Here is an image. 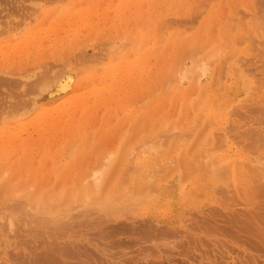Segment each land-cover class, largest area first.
Returning a JSON list of instances; mask_svg holds the SVG:
<instances>
[{
  "label": "rangeland",
  "instance_id": "rangeland-1",
  "mask_svg": "<svg viewBox=\"0 0 264 264\" xmlns=\"http://www.w3.org/2000/svg\"><path fill=\"white\" fill-rule=\"evenodd\" d=\"M17 1L20 2V0H17ZM27 1H29L28 3L32 2L31 4H35L36 2L35 6H39L40 4L39 7H41V5H43L44 3L46 5L43 8L41 7L42 9L39 10L42 12V15L40 16L39 14H41V12H39L37 15V18L39 16L40 17L36 20L34 19V23H32V24H36L39 26H44L48 24L49 20H46L45 17H48V15L50 14L52 10L55 9V13L58 14L72 7L70 6L71 4L70 5L68 4L67 7L70 6L68 8H63V9L58 8V4H59V7L62 5L65 7V4L63 3L67 4V0H60L62 1V4L60 1L58 2V0H37V1L36 0H33V1L23 0L21 1L22 3L21 2L20 3L22 5H23V2L26 3V5H28L26 7L29 8V6H32V5L27 4ZM73 1H74V4H76V8L86 7L88 9L90 8V6H92L91 8L92 11L87 10L83 14V19H79L78 20L79 24L77 23L75 25L76 27L72 29V31L74 30L81 31L80 37L82 40L80 38H77L79 41L76 39L78 43L75 42L77 43V45L79 44L78 45L79 47L80 46L84 47L85 44L90 45L91 43H93V46H95L96 42H99L102 39L105 41V39H107L110 36V33L118 32L119 36L122 37V35H120L121 34L120 31L124 32L125 28H127L126 30H128L126 31V34L124 33L125 37L129 35L130 33L131 35H134L138 31L141 32L143 29H150L151 27L154 28V25L156 26L158 31L161 28H162V31L164 30L162 35H168V32L165 33V31L168 29L166 25L168 24L167 21H169V19L171 20V18H174L175 22H177L175 23L173 19L174 25H172V27L175 30L179 31V34L181 35L180 38L182 40H180L181 42L180 41L176 42L177 40L174 39V43H172V45L170 46L165 44L166 40L164 39L160 40L161 39L160 38L159 40L155 41V42H158V41L160 42L159 44H157V46L154 45V47L156 48V51L153 53V55L150 54V56L146 57L145 62H144L145 64L143 67V69L145 67L146 69H144L143 71H139L138 68H135V67L131 68L130 76H133L134 79H132V81L131 80L127 81V83H125L126 85L124 86H119L116 92L113 91L114 95H112L111 100L105 99V100H99L97 102L96 98L98 97L95 96V93L91 91V89H93L95 86L94 84L95 83L98 84L99 81H89L85 83L84 86L82 87L83 94H79V96L81 95L83 96L84 93H85L84 97L85 96L88 97L89 95L88 98H90L89 100L90 105L88 106L87 109H84L82 107V104L80 102H77L79 98L77 99V97L75 98L73 96L75 92L71 91L73 88L71 84L74 82V75L73 76L69 75V78L71 79V81L69 80L70 86L64 90L63 95L60 96L59 99L52 102L51 105L47 106V108L51 109L52 107L60 104L65 108L67 107L68 111L66 112L65 116H62V119H60L61 121L57 125L50 124V125H47V127H43L44 129L47 128L46 130L47 133L45 135L48 137V140H47L48 142H46L44 149L40 147L39 150L37 149L36 152L34 151L35 152L33 153L34 156L31 154L30 156L31 161H34L35 164L33 165V162L31 163V161L29 160H28L29 162L26 163L27 168L24 166L25 164H21V165L17 164V169H16L17 176H16L15 181H11V183H6L5 180H2L0 182V186L3 184L2 186L4 188L2 187V189H0V192L5 191V190L10 191L13 193V194L11 193L12 194L11 196H13L14 194H16V191H15L16 185L20 183L21 185H25L26 188L28 189L26 191V189L24 188V191L22 192L21 196L23 194L30 195L31 193L35 192V193H38L36 195H38L39 197H48L55 192L57 193V191L59 190H60L59 191L60 194H65V195L68 191H69L68 193H71L73 190H75L74 191L75 194L76 192L81 193L80 191H82L84 187L82 186L83 185L82 182H80L81 179L83 180L81 175L84 176V173H86V171L93 164L95 165L96 162L100 160L101 158L100 156H102V154L108 152V150L114 149L113 151L116 152L120 148H129L130 145L131 146L134 145V148H137L138 144L136 143H139V142H135V141L137 140L141 141V139L139 138L140 135L142 137H144L143 135H147V131H150L151 130L150 128L154 127L152 126V124L154 123H156L158 125L157 127L161 130L160 133H163V132H168L167 129L170 127V124L175 125L176 123L177 124L183 123L185 119L188 120L187 117L189 118L193 114V110H192L193 103L192 102L191 104L188 102L185 103L184 99L181 98V96L178 93H177L178 95L177 94L175 95V93L172 92L171 86L172 84L177 82L176 72H178L180 68L182 69V67H185L186 65H188V63H190L189 56L194 55L193 54L194 52L192 53L193 51L192 49H189L190 51L189 50L187 51V49L185 50V48H188L189 45H193L191 47H194V46H198V43H199L200 45H202V47L205 46L204 53L206 55H210V53H212L214 50H218L217 53L221 50L222 51L224 50L223 53L221 51L222 55L218 54V57H219L218 59L221 58L220 60L223 61L222 65L223 64L238 65L239 67L237 68V71H241L239 73L240 76L247 78L248 81L246 82L247 83L249 82L251 85L253 82H255V78H258L260 80L264 79V71H262L264 70V66L261 65L264 63L260 62L261 60H264V54L262 53H261L262 55L260 54V52H264V49L258 51L257 50L258 48H257L254 52H252L254 57L253 59L252 58L251 59L252 61L255 59V62L257 66L259 67L255 68L252 62L249 64V66H248L249 62H247V64L246 63L244 64L245 61L243 62V60L246 58V57L245 58L243 57L244 55L249 56V57L251 56L247 54V51L249 53V49L251 51L252 49L250 47L252 46H254L253 47L254 49L255 48L254 42H256L254 41L252 42V44L247 43L249 42L248 41L249 37L247 36L250 35L247 32L248 29L252 28L251 29L253 30L252 36L258 39L257 40L258 45L257 44L256 45L258 47H261L262 45H264L262 44L261 41H260L261 44H259V40L264 39V31L260 30L261 28L264 29V25H262L264 24V2H261L264 0H254V1L253 0H235L236 3L234 5L235 7L233 9L232 14L230 13V11H228L229 9L227 8V6H226L227 9H224L225 6L219 9L221 11L218 10L217 12L218 15L217 14L214 15L213 21H211L212 23H210L207 29L204 27H203L204 29L199 28L201 21H203V17L201 16L202 11L199 12L200 8L201 9L203 8L201 7V5L202 6L204 5L202 4L203 2H201L202 0L201 1L193 0L194 2L190 0L192 1V3H194L192 4L190 2L191 9L192 7L195 9V5H197V3L200 4L199 5L200 8L197 7L199 10L196 8L197 11L199 12V13L197 12L198 14L197 18H196V11L195 12L192 11L193 13L186 12L187 14H172V15L167 14L161 19L155 18V17L151 19L152 16L150 18V15H151L150 12H152L153 6L147 2H142L135 6L137 10L133 8L134 12L126 13L125 17H123L120 20H114L119 15V14H115L116 13L115 9L120 4V0H84V1L83 0H73ZM3 3L5 4V2H2L1 6L4 5ZM165 4L167 7L169 6L167 5L165 0H163L160 4H158L159 10L160 9H162L163 11L167 10L168 8L165 6ZM8 8H7L8 14H11L9 13L10 9L8 10ZM37 8L38 7H36V9ZM95 8L98 9L97 13H95L96 11ZM235 8H237V10L239 9L241 12H239V10L238 11L236 10L235 12ZM242 9L244 11H242ZM3 10L5 9H2V11ZM48 11L50 12L48 13ZM4 12H6V10L3 11V13ZM244 12H248L249 16H247V13L245 14ZM0 13H1V10H0ZM241 13H244V14H241ZM56 14L53 13L52 15H56ZM239 15L242 18H244L242 20L244 24H242L241 22L240 24H242V26L239 25L243 27V29H240V32L244 33L245 31L244 33L245 35L248 33V35L246 36L247 39L244 38L245 36L241 38L242 36L240 35L241 36L240 38L242 39L240 40L243 42V40L245 39V42L237 44L235 41L234 43L233 40L231 39L232 40L231 43H233L231 44L230 42H228L227 39L229 38L230 34L234 33L233 32L234 29L233 30H230V29L234 28V26L235 28H238L239 20L237 18H236L237 20H235V16H238L240 19ZM187 16L189 18H187ZM42 17H44L43 20H42ZM232 17L234 18L235 22H237L233 27L230 26V23L231 24L233 23L232 22L233 19L231 20ZM83 20H85L86 22H84ZM116 23L117 24L119 23L118 24L119 29L118 27H116L117 26ZM170 23L172 24V20L170 21ZM171 24H169V26ZM163 25L165 26L163 27ZM90 26L93 28H91ZM64 27H67L69 29L71 28V26L66 25V24ZM69 29H66L65 31H63L62 34L64 36L66 35L67 37L71 35L72 31H70L71 29L70 30ZM199 29L201 31L197 32ZM169 30H172V29L169 28ZM237 31L235 33H237ZM200 33H201V36H200ZM51 34H52L51 38L49 39H51V42H52L54 40V34L53 33ZM156 35L157 34L155 33L153 36H151V39L156 40ZM197 36L199 37L195 38ZM97 37L99 39L101 37L102 38L101 40H98ZM204 37H208V39ZM121 39L124 40L123 37ZM193 39H195V42ZM103 40L102 42H104ZM132 40L133 39H130L131 42ZM236 41H237V37H236ZM182 42H183V45L181 44ZM218 42H222L219 44L222 45L221 47H224L221 50H219L220 48L218 49V46H219ZM226 42L228 44L230 43L229 45L231 46L230 47H228L229 45L225 46L227 44ZM43 43L46 44L48 42H43ZM60 43L61 42H59L58 44ZM71 43L66 41V43L60 44L59 45L60 47L58 46L59 48L58 50L60 52L57 51L59 53L58 54L56 53V57L52 56L51 58L57 62L59 59L58 58L59 56L61 59V61L59 59L60 63L62 62V60L66 62L65 59H68V57L70 58V54L72 56L73 53H77L76 51L77 49H74V47H72L71 45H68ZM168 43H170V41ZM49 44H50V41H49ZM123 46L124 45H122V47ZM64 47L69 48V49H67L65 52H62V49H64ZM126 47L127 48L125 50H129L132 48V45H129V46L127 45ZM183 49L185 50L184 52H183ZM95 51L99 52L100 50L97 51L96 49ZM130 51H132V49ZM186 51L189 53L191 52L192 54L190 55L189 53H187L189 55L187 56ZM67 52L69 56L66 54ZM238 52L241 54V56H238L240 55ZM184 53H185V56H187V57H184L185 61L181 60V58L183 59V57L181 56ZM252 53L250 52L249 54H252ZM255 53L259 54V56L256 57L257 54L255 55ZM113 55L116 56V54L114 53L111 56ZM235 55H237L238 57H241V61L238 58L240 62L235 59L237 58V57H234ZM65 56L67 58H65ZM255 57L260 58L261 60L257 59L256 61ZM51 58H49L50 61H51ZM62 58H65V59H62ZM213 58L214 56H211L210 59H213ZM232 58H234L233 61H231ZM27 60L28 59L20 60V61L17 60V64L15 63L16 65L13 67L14 71H15V68L17 69L19 68V71H20V68L24 69V66L25 67L28 66L29 62H27ZM29 60L31 61L32 59H29ZM53 60L50 63L54 62ZM32 61L35 64L34 60ZM96 61L97 62L95 63H92V64L90 63L91 65L88 67V69L85 68L87 69L85 71L92 72V73L96 71L97 72L96 74L102 72L103 68L101 67L103 63L106 62V59L101 58ZM100 61L102 62L100 63ZM65 62H62L64 64L61 63L62 66L60 65V63L58 64L59 66L58 65L55 66L56 64L54 65L56 67L54 68L55 70L58 67L57 72L55 71L56 73H58V71L60 72L61 70L65 72L67 71L69 67L67 65H66L67 67L64 66ZM259 62H260V65H259ZM182 64L184 66L180 67ZM177 66H179L180 68L178 69ZM243 66L245 69L243 68ZM247 66L251 68V71L250 70L248 71L246 69ZM36 67L33 65L31 66L32 68L31 70L30 69H27V70L32 71ZM241 69H244L245 73ZM242 72L244 73L245 76L247 75L248 77L243 76V74H241ZM26 73H23V74L20 73V74L23 76ZM103 75L104 73L102 74V76ZM142 76L144 77V80H142L143 79ZM119 79L122 80V78H119ZM251 79H253L252 80L253 82H251ZM258 79H256V81H258ZM63 81H64V78L60 80L61 83ZM112 81H114L113 78L112 79L110 78L107 80L106 83L109 84ZM248 85L246 86L245 84V89L247 90H245L244 87L240 89L238 93L239 96L231 104L233 109L241 106L238 108V110L241 109L238 112H244V109L242 107L245 106L246 103H247V106L252 103L250 100H248L249 99L248 95L251 92V89L249 88ZM244 91H245V94L243 95ZM246 91H248L249 93H247ZM259 92L260 93L262 92L261 88H259ZM260 93L258 94L255 93V94L259 95ZM259 96H261V94ZM259 96L258 97L256 96L257 100L259 99ZM194 97L196 96H193V98ZM232 108L229 109V112L233 111ZM136 110H138L139 114L144 112V114L145 115L147 114L146 116H148V120H146V122L143 124L141 123L142 126L141 124H139L140 122L137 123L138 124L137 126L130 125V122L133 120L131 115ZM235 110H237V108ZM235 110L233 111L234 113L236 112ZM254 110H256V111H253L254 113L252 112L251 114H249L252 116L255 114L256 116L255 117L253 116L254 118L246 115L248 118L243 117L244 118L243 120V118L242 117L240 118L239 116L238 120L240 123L244 124L243 128L247 126L251 128L254 126L253 129H256L255 127H258L257 128L258 130H261V129L264 130V104H259ZM33 111H32L33 113L31 112L29 114L30 117L36 115L39 111V108H36ZM40 113L41 112H39L38 114ZM148 113L150 114L148 115ZM231 115L233 117L235 116L234 118H237L236 117L237 115L233 113ZM247 120L249 121L247 122ZM146 127L149 128V130L147 129L145 131ZM177 129H172V132L173 130L176 131L174 132L176 133V136H177V133H179V129L181 128H177ZM222 131H223L222 129L216 130V132H220V133ZM142 132H144V134L139 135V133H142ZM35 133H34V138H37L39 133H36V134ZM262 134H264V132H262ZM261 136L262 137L255 138L256 146L248 142H244L245 144L244 146V145H241V143L243 144V142H241L240 144L239 143L237 144L236 142H233L232 139H228V143L233 142L232 144H235L236 148H239V150L243 153V155L247 156L245 159H246V163H248L247 165L248 167H246L245 173H242L241 175L243 176L241 177L240 175L238 177L239 179H236L234 184L230 183L229 179L226 181L225 179H219L217 176L213 174L214 172H212V170H209L210 171L209 172L202 168L201 163L203 162L202 164L206 165L208 161L201 159V156H200L202 155L201 152L197 156L196 154H198V152H195L196 151L195 149L202 150L203 147L204 148L206 147L205 144L203 146L199 145L198 141L196 140L197 144H193V146L190 145L188 148L175 149L176 154H178L180 157H187V156L189 157L187 150L190 151L189 154L191 156L195 152L196 157H194L193 155L192 156L194 157L193 160H191L192 159L191 157L190 160L192 161V163L189 164V167L188 165L185 166L184 164L182 165L180 164V166L178 165L179 167L177 166L179 169L178 168H175V170L172 169L173 171L171 172L170 176L166 178L160 184V189L157 191V194H154V195L152 194L151 197H149L150 199L149 202L143 204V206L140 205L138 207L139 210L142 208V211L138 210L136 212L131 213L132 214V215L130 214L131 217L129 213H125L124 211L123 212L125 214H123L122 212L123 215L120 214L121 211L119 212V214L105 213L104 215L102 214L104 212L102 213L97 212L98 210L96 209L90 211L92 213L89 215L88 214L89 211L87 212V214H85V212H83V210L80 209V207H78V210H79L78 213L80 215L77 213H74L78 211L76 208L70 210L68 213L73 212L74 214L71 213L72 215L71 216L72 218H70L71 220L67 218L69 221H71L70 225H68L69 226L68 229L66 228L67 231L65 230L64 233L60 232L56 235L54 232L53 234L50 231H48L49 233L45 232V230L44 231L41 230L42 228L41 229L39 228L41 232H39V230L37 229L36 230L32 229L28 231V228L30 225L28 226L26 223L30 221L28 218L32 217V214L30 212H33V214L36 212L33 209L30 210V212H28L29 215H31V217H28L29 215L28 216L22 215L24 213L23 211L26 212V210L24 209H22L23 211L21 210L23 213H21L20 210L18 211L16 209V214H12V213H15L14 209L12 212V209L9 210L6 207L2 208L4 212L1 209L0 217L4 215L12 214L11 219H13L12 221H14L15 224L14 223L12 225L10 224L12 226L11 227L12 229H10L9 225H7L8 222H5V219L0 220V224H1L0 225V264H11V262L12 264L14 263L16 264L17 262H19V264H25L26 260H29L28 258L31 257L32 255L34 256L42 255L44 254L43 251L44 252L46 251L45 253L48 252L50 255L51 254L56 255V252H59L62 249L61 246H63V250H64L65 248L71 249L72 248L70 247L71 245H73V248L74 247L79 248V246H81L79 249H81L82 252H83V249L84 251H86V253L88 252L89 254L87 253L88 255L86 257H85L86 254L84 255V257H80L79 255L78 256L80 258H88L90 260V262L88 261L90 264H93V263L94 264H264V243L261 242L262 239H264V232H262V235L259 234L261 235L262 239L258 238L260 239V241H258L255 233H252V229H249L248 228L249 226L247 225L248 227H246L245 225L249 221L251 223L252 220L255 222L256 221L260 222V220H262L261 222L262 224H264V219H262L264 218V164H260V163H264V158H261V157H264V135H261ZM178 137H179V134H178ZM178 137H175V135L173 134V138H175L174 142H177L179 140ZM193 138L194 137H191L190 140L188 141H191ZM218 139H215V141H218ZM257 139L260 140L259 143ZM246 144L247 145L249 144L250 146L249 145L247 146ZM146 146H147L146 144L141 145V147L138 146L139 149H137V153L145 152L144 148ZM191 148H193V152L191 151ZM224 148L225 147H223L222 149ZM215 153H220V150L216 151ZM12 154L13 155L11 156L12 157L11 162H15L16 160L24 158L26 156L25 153L21 150L19 151L15 150ZM195 158H198V159L195 160ZM5 162L6 161H4V156L0 154V168L4 165ZM29 165H33V166H29ZM152 167L153 165H151V168ZM260 167L262 168L258 170V168ZM188 169L190 170L194 169V173H197V174L193 173L191 178L185 177L187 174L186 170L188 171ZM254 169L256 170L255 171L256 173L254 172ZM35 175L36 177H34ZM33 179L35 180L34 181L35 184H32ZM76 179L78 180L80 179L78 183H77L78 180ZM254 179L255 181H253ZM238 181H241V183L239 184ZM26 184H29L28 185L29 188L27 187ZM30 184H32L33 186L31 185L32 186L31 187ZM191 188L193 189V191L191 190ZM54 201H52V204H51V207H54V208H51V209H55V207H58V206L60 207L61 205L65 203L64 197L56 198ZM54 205H58V206H54ZM40 210L41 208L40 209L38 208L37 211H40ZM73 210H76V211H73ZM81 211L84 213V215L83 214L81 215L80 213ZM248 211L250 212L248 213ZM56 214H58V217L65 216L64 214H63L64 216L59 215L61 214V212L56 213ZM25 216L27 217L26 223H25ZM128 216L132 218L133 220L135 218L134 223H136V221L137 222L140 221V219L141 221L146 219L145 220L146 225H145V222L143 221L142 222L140 221L138 223L139 225L142 223V226L144 228L145 226L151 224V229H149V231L150 230L151 231L144 233L145 230H143L144 232L141 231L142 226L138 227L137 223L135 224L136 227H133L131 229L123 230L120 232L114 231V226L123 224L120 222L121 220L122 222H125V223H127L126 221H128V223H130V221H133L132 219H129ZM127 217L129 220H127ZM248 218H251V220H249ZM59 219H62V218H59ZM245 220L247 222H245ZM78 222H80L81 224ZM148 222L150 224H148ZM242 222L244 225L242 224ZM259 222L258 223L256 222V223L260 225L261 223ZM24 223L27 226H22L24 225ZM75 223H77L78 225L75 226ZM18 224H21V225L19 226ZM257 224H255V226L252 227L253 230L255 229ZM240 225H241V228H240ZM24 227L26 228L24 229ZM147 227H150V226H147ZM260 227L264 228V226L262 225H260ZM15 228L16 229L18 228V229L16 230ZM257 228H259V226ZM262 230H259V231H262ZM24 231L26 232L24 233ZM244 232L247 234H245ZM254 232L256 231L254 230ZM49 241L50 242L53 241V242L50 243ZM259 242L260 244H262V246L259 244ZM73 243H76L77 247ZM69 244L70 246L67 247V245ZM53 246L56 247V249ZM48 249H50L51 252H49ZM63 250H61L62 253H63ZM65 250L63 254L59 252L58 255H63L65 258L68 257V260H71V262L75 261L76 259L75 255L74 256L71 255L74 253L67 254ZM81 251H78V252L81 253Z\"/></svg>",
  "mask_w": 264,
  "mask_h": 264
},
{
  "label": "bare ground",
  "instance_id": "bare-ground-1",
  "mask_svg": "<svg viewBox=\"0 0 264 264\" xmlns=\"http://www.w3.org/2000/svg\"><path fill=\"white\" fill-rule=\"evenodd\" d=\"M9 1H10V3H9ZM21 1H23V0H20V2ZM59 1L60 0H58V2ZM162 1L163 0H120V4L115 9L116 10L115 14H119V15L114 20H120L123 17H125L126 13L134 12L133 10L136 9L135 6L142 3V2H147L153 6V10H152V12H150V14H151L150 18L152 16L151 19H153L154 17L161 19L162 17H164L167 14H170V15H172V14H187L186 12H192V11L193 12L196 11V18L198 16L197 9L200 8V6H199L200 4L197 3V5H195V9L193 7L191 9L190 8L191 7L190 2L192 3L193 0L192 1H190V0H165L167 5H169L167 7L165 4V6L168 8L165 11H163L162 9L159 10V7H158V4H160ZM2 2H5V4L4 3L3 4L6 7L4 5L1 6ZM20 2H18L17 0H14V1L13 0H0V8H1L0 9L1 10V13H0V154L4 156V161H6L4 163V165L0 168V182L2 180H5L6 183H11V181H15L16 176H17L16 175L17 164H20V165L25 164L24 166L27 168L26 163L31 161V157H30L31 154L33 155V153H35L37 149L39 150L40 147L43 149L45 148L46 142H48L47 141L48 137L45 135L47 133L46 132L47 128L44 129L43 127H47V125H50V124L57 125L61 121L60 119H62V116H65L66 112L68 111L67 107L65 108L60 104H58L52 108L50 107L51 109L47 108V106L51 105L52 102L59 99V97L63 95L64 90L70 86L71 79L69 78V75L70 76L74 75V82L71 84V86H73L71 91L75 92V94L73 96L75 98L77 97V99L79 98V100H77V102H80L82 104V107L84 109H87L88 106L90 105V101H89L90 98H88L89 95H88V97H86V96L84 97V95H85V93H84L83 96L82 95L79 96V94H83L82 87L84 86L85 83H87L89 81H99L98 84H96V83L94 84L95 86L93 89L90 88L91 91H93L95 93V96L98 97V98H96L97 99L96 101L98 102L99 100H105V99L111 100L112 95H114L113 91L116 92V90L119 86H124V85H126L125 83H127V81H129V80L132 81V79H134L133 76H130V69L131 68H134V67L138 68L139 71H143L144 69H146V67L143 69L146 57L150 56V54L153 55V53L156 51V48L154 47V45L157 46V44H159V42H160V41H158V42H155V41H157L161 38L160 40H162V39L166 40L165 44L170 46V45H172V43H174V39L177 40L176 42H179L180 40H182L180 38L181 35L179 34V31L175 30L172 27V25H174L173 23L175 22V19L171 18L172 24L170 23L171 20L169 19V21H167L168 26L166 25V27H168V29L165 31V33L168 32V35H162L164 30L162 31V28H161L158 31L156 26L154 25V28L151 27L150 29H143V30L140 28L142 30L141 32L138 31L134 35H131V33H130L129 35H127L125 37L124 33L126 34V31H128V30H126L127 28H125L124 32L120 31V33H121L120 35H122L124 40L121 39L122 37L119 36L118 32H115V33H110V36L107 39H105V41L102 39L104 42H102V40H101L102 37L100 39L97 37L98 40H101V41H99V42L94 41V42H96L95 46H93V43L90 42L91 43L90 45L85 44L84 47L80 46L81 47L80 48L78 46L79 44L77 45V43L79 41L77 38L81 39V37H80L81 31H76V30L72 31V29L76 27L75 25L78 23L79 19H83V14L87 10L92 11V9H91L92 6H90V8H88V9L86 7L85 8H83V7H77L76 8V4H74L73 0H67V4L63 3V4H65V7L63 5L59 7V4H58V8L63 9V8H68V7L72 6V7H70V9H66L65 11H62L58 14L55 13V9L52 10L51 12L48 11V13L50 12V14L48 15V17H45L46 20H49L48 24L44 25V26H39V25L32 24V23H34V19L36 20L42 15V12L39 10H41L44 6H46L45 3L43 5H41V7H42L41 8V7H39L40 4H39V6H35L36 2H35V4H31L32 2L28 3L29 1H27V4L32 5V6H29V8H28V7H26L28 5H26V3H24L26 1L23 2V5L21 4L22 2L21 3ZM60 2L62 4V1H60ZM201 2H203L202 4H204L203 6L201 5V7H203V8L202 9L200 8V10L199 9L198 10H199V12L202 11L201 16L203 17V21H201V23L199 25V28H202V29H204V28L207 29L209 27L210 23H212L211 21H213L214 15L217 14L218 10L223 8L224 6H225L224 9L228 8L229 9L228 11H230V13L232 14L233 9L235 7L234 5L236 3L235 0H202ZM261 2H264V1H261ZM68 4L69 5L71 4V5L67 7ZM192 4H194V3H192ZM226 6H227V8H226ZM36 7L40 8V9H38V8L36 9ZM7 8H8V10L10 9L9 13H11V14H8ZM58 8H57V10H58ZM2 9H5L6 12L3 13V11H5V10L2 11ZM95 10H94L95 13H97L98 9L95 8ZM236 10H237V8H235V12H236ZM104 11H105V9H104ZM219 11H221V10H219ZM242 11H244V10L242 9ZM39 12H41V14H39L40 16L37 18V15ZM239 12H241V11L239 10ZM254 12H255V10H254ZM53 13L56 15H52ZM135 13H136V11H135ZM244 13L245 14L247 13V16H249L248 12H244ZM244 13H241V14H244ZM99 15H101V14H99ZM86 17H88V16H86ZM243 17H244V15H243ZM252 17H254V16H252ZM43 18L44 17H42V20H43ZM187 18H189V17L187 16ZM224 18H225V16H224ZM236 18L239 20L238 21L239 22V24H238L239 30H238V28H235V26H234L237 23V22H235V20H237ZM111 19H113V18H111ZM173 19H174V22H173ZM243 19L244 18H242L241 16H240V19L238 16H235V20L233 17L231 18L233 23L232 24L230 23V26H232V27L234 26V28L230 27V28H232L230 30L234 29L235 31L233 30L234 33L231 32L232 33V34H230L231 36L229 35V38L227 39L228 42L231 43L233 40V42L235 41L237 44H240V43H244L245 39H247V37H249V40H248L249 42H247V43L252 44V42L256 41V42H254L255 48L253 49L254 46L250 47L252 50L250 51V49H249V53L254 52L257 48H258L257 49L258 51L264 49V45H262L261 47L257 46L258 45L257 44L258 39L252 36V33H253V30H251L252 28L247 30V32L250 35H248V33L245 35L244 34L245 31H244V33L242 32L243 34L240 32V29H243V27H241L242 24H244V22H242ZM83 21L86 22L85 20H83ZM187 21H188V19H187ZM39 22H41V21H39ZM241 22H242V24H240ZM175 23H177V22H175ZM65 24L71 26V28H70L71 30L67 27H64ZM118 24L116 27H118ZM169 24H171V25L169 26ZM239 25H241V26H239ZM262 25H264V24H262ZM164 26L165 25H163V27ZM112 27H114V26H112ZM91 28H93V27H91ZM169 28L172 30H169ZM66 29H69L70 31H72L71 35H69L68 37L66 35L64 36L62 34L63 31H65ZM77 29H79V28H77ZM118 29H119V27H118ZM249 30H250V32L251 31L252 32L250 33ZM260 30L264 31V29H262V28ZM199 31H201V30L199 29L197 32H199ZM236 31H237V33H235ZM122 32H123V34H122ZM180 32H182V31H180ZM51 33L54 34V40L52 42H51V39H49V38H51V35H52ZM155 33L157 34L156 40H153V39H151V36H153ZM200 36H201V33H200ZM206 36H208V35H206ZM243 36H245L244 37L245 39L242 42L241 38H243ZM198 37L199 36H197L195 38H198ZM236 37H237V41L239 43L236 41ZM4 38H6V39H4ZM191 38H192V36H191ZM204 38L208 39V37H204ZM250 38H251V40H250ZM130 39H133L134 41L132 40V42H131ZM193 40L195 42V39H193ZM229 40H231V41H229ZM262 40H264V39H262ZM262 40H259V44H261V42H262V44H264V41H262ZM49 41H50V44H49ZM66 41H68L69 43H71V42L73 43V44L71 43L68 45H71L72 47H74V49H77L76 50L77 53L72 52L73 55L71 56V54H70V58L68 57V59H65V58H67L66 56H65V58H62V59L66 60V62L62 60V62H65L64 66L67 65L69 68L67 69L66 72L61 70L62 71V72L60 71L61 73L59 71H58V73H56L58 70V67L56 70L54 68H56L55 66H57L60 63L61 59L58 56L60 61L58 59L59 62L58 61L56 62L51 57L52 56L56 57V53L58 54L60 52L58 50L59 49L58 46L60 44L66 43ZM169 41H170V43H168ZM43 42H48V43L45 44ZM59 42H61V43L58 44ZM75 42H77V43H75ZM133 43H134V45H133ZM219 43H222V42H218V45H219L218 49L220 48L219 50H221L224 47H221L222 45H220ZM121 44L124 46L122 47ZM181 44L183 45V42ZM203 44H204V42H203ZM229 44L227 43L225 46H227ZM231 44H233V43H231ZM127 45L128 46L132 45V48H131L132 51H130L131 49L125 50L127 48L126 47ZM100 46H102V47H100ZM118 46H120V47H118ZM191 46H193V45H189L188 48H185V50L187 49V51H188L189 49H192L193 50L192 53L194 52L193 53L194 55L189 56L187 54L189 52L186 51L187 56H189V58H190L189 59L190 63H188V65H186L185 67H182V66H184L182 64L180 66V67H182V69L179 66H177L178 69L180 68V70L179 71L177 70L178 72H176L177 82L175 81L176 83L172 84V86H171L172 92L175 93V95L178 93L181 96V98L184 99L185 103L186 102H188L190 104H191V102L193 103L192 104L193 114H192V116L190 115L191 117H189V118L186 116L188 120L185 119V121L183 123H179V124L176 123L175 125L170 124V127L167 129L168 132L160 133L161 130L157 127L158 125L156 123H154V124H152V126H154V127L150 128L151 129L150 131H147V135H143L144 132L139 133V135L142 134L144 137H142L140 135L139 138L141 139V141H138V140L135 141V142H139L136 144H138V146H140V147H141V145H145V144L148 146V147L146 146L144 148L145 152H143V153H137V149H139V148H138V146H137V148H134V145H132V146L130 145L129 148H120L116 152L113 151L114 149L108 150V152L105 151L106 153H104V154H102V156H100L101 157L100 160H98V162H96L95 165L94 164L92 166L89 165L91 167L86 171V173H84V176L81 175L83 180L79 177L81 179V180L79 179L80 182H82V184H83L82 186H84L82 191H80L81 193L76 192V194H75V192H74L75 190H73L71 193H68L69 192L68 191L69 189H68V190H66V191H68L66 193V195L60 194V192H59L60 190H59V191H57V193L55 192L48 197H39L38 195H36L38 193H35V192L31 193L30 195H27V194L24 195L23 194L24 196L23 195L21 196L22 192L24 191V188L26 189V191L28 189L26 188L25 185H21L20 183H18L15 187L16 188L15 189L16 194H14L13 196H11L13 193L10 191L5 190V191L0 192V211L2 208L6 207L9 210L12 209V212L14 209L15 213H12V214H16V209H17L18 211L20 210L21 213L24 212L22 215L28 216L29 215L28 212H30V210L33 209L34 211H36L38 213L35 212L36 214L34 213L35 214L34 215L33 212H30L32 214V217H31V215L28 216V217H31V218H28L30 220V221L28 220L29 221L28 223H26L27 217L25 216V223L28 226L30 225L29 228L27 227L28 231L32 230V229H34V230L37 229V230H39V232H41V230H43V231L45 230V232L50 231V232H52V234L54 232L56 235L60 232L64 233L66 228L68 229V227H69L68 225H70V223H71V221H69V220H71L70 218H72L71 213H73V212H70V213H68V212L72 209H75V208L78 210V207H80V209H82L83 212H85V214H87V212L89 211V213H88L89 215L92 213L90 211H92L94 209L98 210L97 212H101V213L104 212V213H102L104 215H105V213H107V214H110V213L111 214L112 213L119 214L120 211H121L120 214H122V212L124 211L125 213H129V215H130L131 213L138 211L139 210L138 207L140 205L143 206V204L149 202V200H150L149 197H151L152 194L153 195L157 194V191L160 189V184L166 178H168L170 176L171 172L173 170H175V168H178L180 166V164L181 165L184 164L185 166L188 165V167H189V164L192 163L191 160H193V158L196 157L195 152H198V154H196L197 156L201 152L202 153V155H200L201 159L208 161V163L206 165L202 164L203 162L202 163L200 162L203 169H205L206 171L212 170V172H214L213 174L215 176H217L219 179H225V181L229 179L230 183L234 184L235 180L239 179L238 177L242 173H245V169H246V167H248L247 166L248 163H246V159H245L247 156L243 155V153L239 150V148H236V145L232 144V143L236 142L237 144L238 143L240 144L241 142H243V144L241 143V145L245 146L244 142H248V143L256 146L255 145V138L256 137H262L261 135H264V134H262V132H264V130H262V129L258 130L257 129L258 127H255L256 129H253L254 126L251 128L248 126L243 128L244 124L240 123L238 120L239 116H240V118L241 117L242 118L247 117L246 115L251 116V117H253V116L255 117L256 116L255 114L253 116L249 115V114H251L253 111H256L254 109L259 104H264V85H262V84H264V79L260 80L258 78H255V82H253L252 81L253 79H251V82H253L251 85L249 82L248 83L246 82V81H248L247 78L240 76L239 73L241 71H237V68L239 67L238 65H234V64H228V65L223 64L222 65L223 61L220 60L221 58L218 59L219 58L218 54L222 55L224 50L223 51L221 50L222 53H221V51H219L217 53L218 50H214L212 53H210V55H206L204 53V51H205L204 47L205 46L202 47V45H200L199 43H198V46H194V47H191ZM230 46L231 45H229L228 47H230ZM248 46H249V44H248ZM158 47H159V45H158ZM94 48H95V50L97 49V51H99V50L100 51L96 52L94 50ZM67 49H69V48L64 47V49H62V52H65ZM236 49H238V48H236ZM78 50H79V52H78ZM185 50L183 49V52ZM211 50H210V52H211ZM57 51H59V52H57ZM76 51H74V52H76ZM62 52H61V54H62ZM113 53L116 54V56H114V55L111 56ZM192 53L190 52L189 54L191 55ZM249 53L247 51V54L251 55L250 57L246 56V55L243 56L244 58L246 57L245 58L246 60L245 59L243 60V62L245 61L244 64L245 63L247 64V62H249L248 63V66H249V64L252 62L254 64L253 66H255V68L259 67L256 64L255 59L252 61V59L254 57L253 53L252 54H249ZM261 53L264 54V52H260V54ZM66 54L68 55V52ZM256 54L257 53H255V55ZM229 55H230V53H229ZM62 56H63V54H62ZM187 56H185V53H184L181 56V57H183V59L181 57L180 58H181V60L185 61L184 57H187ZM211 56H214V58L210 59ZM238 56H241V54ZM238 56L235 55L234 57H237V58H235L236 60H238V58H239L241 61V57H238ZM257 56H259V54H257L256 57ZM243 57H242V59H243ZM49 58H51V61L53 60L56 63H54V62L50 63L51 61ZM101 58L106 59V62L103 63L102 67L100 66L101 68H103L102 72L96 74L97 73L96 71L94 73L85 71L88 69V67L92 63L97 62L96 60L101 59ZM26 59H28L27 62H29V63H28V66H26V67L24 66L25 70L20 68V71H19V68L18 69L15 68V71H14L13 67L17 64V60L20 61V60H26ZM29 59L34 60L35 64L33 63L32 60L30 61ZM233 59L234 58H232L231 61H233ZM257 59L261 60L260 58H256V61H257ZM262 61H264V60H261L260 62L264 63ZM101 62L102 61H100V63ZM260 62H259V65H260ZM61 63H60V65L62 66V64H64V63H62V64ZM12 64H14V65H12ZM29 64L30 65L32 64L31 66L34 65L35 67L36 66H38V67H36L32 71H29L27 69H30V70L32 69ZM41 64H43V65H41ZM261 65L264 66V64H261ZM248 66L246 67V69L248 71L249 70L251 71V68ZM85 68H87V69H85ZM243 68H244V66H243ZM16 69H17V71H16ZM244 69H241V70L244 71ZM252 71H253V69H252ZM262 71H264V70H262ZM26 72H28V73H26ZM20 73H22V74L26 73L25 74L26 76L25 75L22 76ZM103 73H104V75L102 76ZM131 73H133V72H131ZM244 73H245V71H244ZM244 73L242 72L241 74H243V76H245ZM16 74H17V76H16ZM171 74H172V72H171ZM245 77H248V76L246 75ZM29 78H30V80H29ZM63 78H64V81L61 83L60 80ZM110 78L111 79L113 78L114 81L107 84L106 82ZM119 78H122L123 82ZM142 78H143L142 80H144L143 76H142ZM256 79H258V81H256ZM26 81H27V83H26ZM26 84H28V85H26ZM245 84H246V86L249 84L248 86L251 89L252 93L249 90L248 91L250 93L248 91H246V92L249 93V95H248L249 99L248 100H250L252 103L247 106V103L245 101L246 105L244 104L245 106L242 107L244 109V112H238L241 110V109L238 110V108L241 106L236 107L237 110H235L236 108L234 107L235 109H233L231 104L239 96L238 93H239L240 89L242 87H244V89H245ZM156 86H158V85H156ZM12 87H13V89H12ZM14 87H16V88H14ZM157 88H159V87H157ZM259 88H261V90H262L261 93L259 92ZM17 90H19V91H17ZM245 90H247V89H245ZM255 93H257V94L260 93L262 97L259 96L260 94L257 95ZM244 94H245V91H244L243 95ZM193 96H196V97L193 98ZM256 96L257 97L259 96L260 100L259 99L257 100ZM85 98H87V99H85ZM192 98H193V100H192ZM243 101H244V99H243ZM105 102H107V101H105ZM256 104H257V106H256ZM260 107H261V105H260ZM36 108H39L38 113L39 112H41V113L40 114L37 113L36 115L30 117L29 114ZM182 108H184V107H182ZM230 108H232L233 111L235 110L236 112L234 113L232 110H231L232 112H229ZM151 113H153V112H151ZM232 113L237 115L236 116L237 118H234L235 116L233 117L231 115ZM149 114L150 113H148V115ZM146 115L144 114V112L139 114L138 110L134 111L131 115L133 120L130 122V125L131 126H137L138 125L137 123H139V122H140L139 124L145 123L146 120H148V116H146ZM26 116H28V117H26ZM258 117H259V115H258ZM243 120H244V118H243ZM249 120H247V122ZM142 124H141V126H142ZM177 128H181V129H179V133H177V136H176V133H174L176 131L173 130V132H172V129H177ZM147 129L149 130V128L146 127L145 131ZM220 129L223 130L221 133L216 132V130H220ZM143 131H144V129H143ZM35 132L39 133L37 138H34ZM173 134L175 135V137H178V134H179V137H178L179 140L177 142H174L175 138H173ZM141 137L144 139H142ZM191 137H194V138L191 141H188V140H190ZM215 139H218V141H215ZM228 139H232L233 142L228 143ZM196 140L198 141L199 145L203 146L205 144L206 147L205 148L203 147L202 150L201 149H199V150L195 149L196 151L193 154L194 157H192L193 155L191 156L189 154L190 151H188V150H187V153H188L189 157L188 156L187 157H180L178 154H176L175 149L188 148L190 145L193 146V144H197ZM260 140H261V138H260ZM260 140H258V143L260 142ZM212 145H214V146H212ZM223 147H225V148L222 149ZM193 148H191L192 152H193ZM15 150L23 151L26 156L24 158L16 160L15 162H11V158H12L11 156L13 155L12 153ZM218 150H220V153H215ZM191 157H192V159H191ZM261 158H264V157H261ZM197 159L198 158H195V160H197ZM32 160H34V159H32ZM32 162L34 165L35 164L34 161H31V163ZM256 162H258V161H256ZM260 164H264V163H260ZM33 165H29V166H33ZM151 165H153L152 168H151ZM190 168H191V166H190ZM261 168L262 167L258 168V170H260ZM255 171L256 170L254 169V172ZM82 172H84V171H82ZM186 173L187 174L185 177L191 178L193 173H194V169L193 170L188 169V171L186 170ZM194 174H197V173H194ZM242 176L243 175H241V177ZM34 177H36V175ZM76 180H78V179H76ZM79 180L77 181V183L79 182ZM34 181L35 180L33 179L32 184H35ZM242 181H244V180H242ZM253 181H255V179ZM238 183L240 184L241 181H238ZM243 183H245V182H243ZM32 184H30V186ZM221 184H223V183H221ZM236 184H237V182H236ZM2 185L0 186V189H2V187H3ZM26 185L29 188V186H28L29 184H26ZM76 188H74V189H76ZM11 189H13V188H11ZM191 190L193 191L192 188H191ZM11 191H13V190H11ZM59 197H64L65 203L63 202L64 204L61 205L60 207L58 205H54V206H58V207H55V209H51V208H54V207H51L52 201H54L56 198H59ZM30 204H32V205H30ZM61 204H62V202H61ZM66 206H67V208H66ZM38 208L39 209L41 208V210L37 211ZM22 209L26 210V212L23 211ZM134 209H135V211H134ZM2 211H3V209H2ZM73 211H76V210H73ZM139 211H142V208ZM59 212H61V214H59V215H63V214L65 215V216L63 215L65 217V219L62 216L58 217V214H56V213H59ZM78 212H79V210L77 212H74V213L79 214ZM83 212L82 211L80 212L81 215L82 214L84 215ZM124 212H123V214H125ZM249 212L250 211H248V213ZM11 215H4V216L0 217L1 218L0 220L5 219V222H8L7 225H9L10 229H12L11 225L14 223V221H12L13 219H11ZM22 215H21V217H22ZM126 215H128V214H126ZM131 215H130V217H131ZM113 216H115V215H113ZM128 217H127V220L132 219L130 217L128 219ZM12 218H13V216H12ZM23 218H24V216H23ZM59 218H62V219H59ZM74 218H76V217H74ZM248 219L251 220V218H248ZM262 219H264V218H262ZM134 220H135V218H134ZM134 220L130 221V223H128V221H126L127 223H125V222H122V220H121L120 222L123 224H119V225L114 226V231L120 232L123 230L131 229L133 227H136L135 226L136 223L138 224V227L142 226V223L140 225L138 223L141 221V219L138 222L136 221V223H134ZM145 220H142V221L145 222ZM258 220H260V219H258ZM261 221L262 220H260V222L259 221H256V222L257 223L259 222V223H261L260 225L264 226V224H262ZM1 222H3V221H1ZM245 222H247V221L245 220ZM252 222H254V223H252ZM256 222L252 220L251 223L249 221V222H247L249 224L246 223L245 225H246V227L249 226L248 227L249 229H252V233H255L257 239L258 238L262 239L261 235H262V232H264V230H262V229H264V228L260 227V225L257 224ZM25 223L22 226H27ZM78 223H80V222H78ZM148 224H150V223L148 222ZM242 224H243V222H242ZM252 224H254V225H252ZM255 224H257L255 229H254L256 232H254V230L252 228L253 226H255ZM18 225L20 226L21 224H18ZM76 225H78V224L75 223V226ZM145 225H146V222H145ZM147 226H150V227H147ZM147 226H145V228L142 226L141 231L145 230V232L144 231L143 232L147 233L149 231V229H151V224L147 225ZM258 226L260 229L257 228ZM25 228L26 227H24V229ZM39 228L40 229L42 228V229L40 230ZM240 228H241V225H240ZM46 229H48V230H46ZM259 230H262V231H259ZM22 232H20V233H22ZM25 232L26 231H24V233ZM245 234H247V233H245ZM259 234H261V235H259ZM65 240H67V239H65ZM258 241H260V239H258ZM52 242H50V243H52ZM261 242L264 243V239H262ZM66 244H67V242H66ZM73 244H75V246L77 245L76 243H73ZM259 244H260V242H259ZM260 245L262 246V244H260ZM51 246H52V244H51ZM69 246H70V244L67 245V247H69ZM61 247H62V249L61 248L60 249L63 250V246H61ZM70 247H72V248L71 249L65 248L66 250L65 249L64 250L67 252V254L74 253V254H71L72 256L75 255V257H76L75 261H73V262H71V260H68V257H66L67 258L66 259L63 255H58V253L61 252V250L60 251L58 250L59 252H56V255H52V254L50 255L48 252H47L48 253L47 254V253H45L46 251L45 252L43 251L44 254H42V255H35V256L32 255L31 257L28 258V256L30 255L29 254L27 256V258L29 260L25 259L26 260L25 264H90L89 263L90 260L88 258H80V257H84L85 254H86L85 257L89 254L88 252H87L88 253L87 254L86 251H84V249L82 252L81 249H79L81 246H79V248H75V247L73 248V245H71ZM54 248L56 249V247H54ZM48 250H49V252H51L50 249H48ZM64 250H63V253H64ZM73 250H75V251H73ZM78 251H81V253H79ZM82 254H83V256H82ZM20 256H22V255H20ZM72 259H74V258H72ZM17 263L19 264V262H17ZM11 264H12V262H11Z\"/></svg>",
  "mask_w": 264,
  "mask_h": 264
}]
</instances>
